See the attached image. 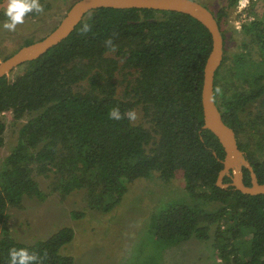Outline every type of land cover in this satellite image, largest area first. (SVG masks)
Returning <instances> with one entry per match:
<instances>
[{
  "label": "trees",
  "instance_id": "obj_1",
  "mask_svg": "<svg viewBox=\"0 0 264 264\" xmlns=\"http://www.w3.org/2000/svg\"><path fill=\"white\" fill-rule=\"evenodd\" d=\"M195 1L215 15L224 40L215 102L264 184V14L252 11L254 18L238 31L230 14L241 0H220L217 11L207 0ZM40 3L44 11L52 7ZM85 23L92 27L82 35ZM114 33L113 52L105 41ZM34 42L27 39L23 46ZM212 45L208 29L188 15L102 8L44 56L0 80V149L6 145L5 114L20 124L16 144L0 165V264H10L12 248L38 253L42 264H75L61 254L75 238L72 227L27 244L4 226L26 199L46 200L35 175L54 174V191L64 197L82 193L86 208L109 213L136 181L156 177L168 183L177 173L183 175L185 198L153 217L156 240L172 248L212 241L227 264H264V194L217 186L225 151L203 130L202 87ZM118 82L125 86L120 94ZM252 104L259 110L245 114ZM116 106L122 113L141 107L146 123L110 119ZM244 181L251 186L247 169ZM72 216L84 219L86 209ZM245 239L248 245L241 246Z\"/></svg>",
  "mask_w": 264,
  "mask_h": 264
},
{
  "label": "rangeland",
  "instance_id": "obj_2",
  "mask_svg": "<svg viewBox=\"0 0 264 264\" xmlns=\"http://www.w3.org/2000/svg\"><path fill=\"white\" fill-rule=\"evenodd\" d=\"M43 1V4L51 3L52 7L37 17L26 15L25 22L17 25L14 32L3 27L7 18L0 15V62L24 47L27 39L37 42L48 36L78 0ZM207 2L210 9L215 11L222 6L220 0ZM7 4L8 0L0 1V14H5ZM252 11L263 15L264 2L241 0L230 14V25L235 30H241L244 23L254 18ZM229 45L235 49L237 44ZM118 83L120 94L125 86ZM258 110V104H252L245 114ZM136 112V122L146 123L142 108H137ZM5 117L8 129L5 133L6 145L0 149V165L16 144L20 127V124L13 123L10 113L5 114ZM146 127L149 125L146 124ZM35 177L47 195L46 200L39 202L26 199L21 208L9 212L4 225L19 241L32 244L48 239L63 227H72L75 238L62 247L61 254L73 257L75 264H227L212 249V241L202 243L193 240L172 248L168 243L156 240L152 230L153 217L166 204L185 198L184 193L182 194L185 188L182 173H177L176 178L168 183L156 177L136 181L130 186L122 202L109 213L86 208L82 193L74 192L64 197L59 191H54V174ZM84 208L86 217L74 219L72 213ZM240 245L247 246L246 239Z\"/></svg>",
  "mask_w": 264,
  "mask_h": 264
},
{
  "label": "water",
  "instance_id": "obj_3",
  "mask_svg": "<svg viewBox=\"0 0 264 264\" xmlns=\"http://www.w3.org/2000/svg\"><path fill=\"white\" fill-rule=\"evenodd\" d=\"M102 8L177 12L194 18L208 29L212 36L213 45L204 69L202 87L203 130L211 131L218 138L225 151V159L222 161L224 168L219 174L217 186L222 189L233 187L245 195H263L264 184L259 183L257 174L246 153L239 148L235 131L223 121L222 114L215 102V77L223 62L224 40L215 15L202 3L195 0H79L69 9L59 25L48 36L22 47L11 57L0 62V80L10 76L23 64L44 56L49 50L66 40L89 13ZM244 169L250 172L251 186L245 184ZM226 177L231 179V183H224Z\"/></svg>",
  "mask_w": 264,
  "mask_h": 264
},
{
  "label": "clouds",
  "instance_id": "obj_4",
  "mask_svg": "<svg viewBox=\"0 0 264 264\" xmlns=\"http://www.w3.org/2000/svg\"><path fill=\"white\" fill-rule=\"evenodd\" d=\"M42 13L44 6L40 3V0H8L7 9L5 12L7 21L3 27L8 31H15L17 25L25 22V17L32 12ZM91 25L85 23L81 28V34L86 35L91 31ZM114 33L112 37L106 39L105 44L111 51H116V45L114 44ZM108 116L113 120H121L127 118L129 121H136L138 114L135 109H130L127 112L122 113L119 106L113 107ZM46 255V254H45ZM10 264H42V258L38 253L30 252L26 248H12L9 250Z\"/></svg>",
  "mask_w": 264,
  "mask_h": 264
}]
</instances>
